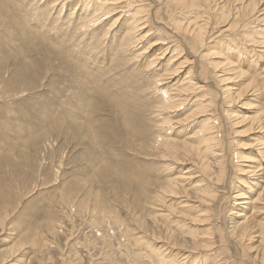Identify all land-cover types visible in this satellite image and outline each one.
<instances>
[{"label":"rangeland","instance_id":"obj_1","mask_svg":"<svg viewBox=\"0 0 264 264\" xmlns=\"http://www.w3.org/2000/svg\"><path fill=\"white\" fill-rule=\"evenodd\" d=\"M65 1L0 0V264H156L155 255L151 251L152 244L155 248L165 251L172 259L178 258V255H189L191 259L189 258L186 264L193 263L195 258L205 259L211 254L213 256L216 252L210 253V250L214 247L219 252L225 251V257H233L234 263L238 260L237 264H242L240 259L243 257L239 256L241 253L237 251L235 244L233 245L232 241H223L221 234L228 231L232 220H238L235 214L241 209L233 206L235 200L231 197H235L236 192L243 191L246 200H249L258 190L254 185L255 179L260 177L264 170V159L259 155L261 148L257 144L261 134L250 131L249 121L243 117L254 116L255 108L260 104L264 105L263 98L255 99L251 90L245 89L246 83L240 81L236 84L245 90V95L241 98L234 96L232 104L222 96V87L216 78H212L210 83L206 82L208 89L203 93L211 90L213 96L208 95L207 100L213 101L212 104L207 107L206 112L201 113L202 110L197 109L195 116L191 115L193 108L190 107L167 114V117H170L167 120L171 124H167L168 129L170 128L168 133L178 141L188 139L196 132H202L208 117L214 118L215 125L221 128L219 141L224 151L225 173L214 169L216 171L213 176L212 170L209 173L202 169L201 160L183 155H180L181 158L172 159V162L171 159H166L164 162L168 163L167 170L166 164H156L153 157L147 155L149 150L142 144L147 143L155 133L148 132L147 136H143L131 132V128L140 131L145 126L148 130V125L152 124L140 120L137 121V127H131L130 131L123 122L111 124L114 119L123 121L122 116L113 114L110 106L102 105V88H96L91 84V80L105 74L104 69L111 70L110 74L114 72L117 66L114 64L119 56L115 50L123 28L135 25L136 19L138 21L139 17L151 11L154 24H148V29L156 33L157 24H160L161 20L163 24L168 23L172 13H168L165 6L159 8L156 0H117L121 1L122 5H118L119 8L111 15L105 9L110 7L108 5H111L112 0H102L105 3H101V0L95 3L91 0H79L82 7L86 6L81 13L71 10L78 0ZM232 2L235 1L230 3ZM263 3L264 0L257 10L264 9ZM129 6H141L144 9L143 12L141 8L137 13L127 12ZM93 12L98 14L93 16ZM78 17L81 18L80 21H88L81 22L80 25ZM215 25L213 24V27ZM221 27L224 25L217 28ZM252 27L259 28V31L257 28L255 31L263 38L264 30L260 29L259 25ZM117 30L119 33L116 34ZM234 34L236 36L237 33ZM156 36L155 34L153 38ZM164 37L169 46L175 45L173 35L167 37L164 34ZM153 38L151 37V40ZM100 41L103 42L102 45ZM67 51L69 53H66ZM258 53L261 54V50L258 49ZM89 57L99 63L90 64ZM246 58L241 59L242 65L255 64L256 71H264V58L258 63L253 56L247 55ZM81 61L84 65L78 63ZM260 87L262 88L259 85L258 89H261ZM117 89L113 88L112 91L116 92L119 90ZM91 98H95V101ZM89 100H92L91 104ZM228 113L231 116L228 117ZM186 120L187 126L186 123L185 126L181 124L179 131L176 124ZM87 131L94 132L96 141ZM131 137L134 140L131 141ZM96 142L101 144L96 146ZM110 143L114 148L108 147ZM252 159L255 161L246 162ZM174 161L179 164L177 168ZM253 165L260 166L261 169L256 176L240 172L244 166ZM106 166L109 171L107 177ZM161 167L163 170H159ZM187 172L188 175L198 174V177L194 175L195 178H192L194 181L200 178L207 181L208 175H216L215 179L213 178L216 184L209 183V180L202 183V188L211 184L210 189L213 192L207 191L199 196L191 187L197 183H192L191 186L184 185L181 194L164 193L163 205L175 206L176 211L171 209L172 213H177L182 205L189 211L183 219L184 229L176 227V221H179L176 217L169 219L176 223L164 220L165 222H159V225L148 216L144 205H141L145 197L143 198L139 187L153 179L159 178L163 183L170 176H186ZM115 173L122 178L118 179ZM248 188H252L254 192H247ZM95 194L105 199H96ZM203 194L206 198L201 197ZM237 202L241 204L242 200ZM256 206L264 208V201ZM158 209L160 213L164 210ZM256 219H264V210L257 213ZM193 237L197 242H210L213 246L201 244V248L194 249L189 243ZM176 241L181 242L176 246ZM191 247L198 252H194ZM249 254L255 255L251 252Z\"/></svg>","mask_w":264,"mask_h":264},{"label":"bare ground","instance_id":"obj_2","mask_svg":"<svg viewBox=\"0 0 264 264\" xmlns=\"http://www.w3.org/2000/svg\"><path fill=\"white\" fill-rule=\"evenodd\" d=\"M66 1H68V0H66ZM91 1H93V3H95L97 0H91ZM105 1H107V0H105ZM105 1L103 2L101 0V3L102 2L105 3ZM108 1H111V0H108ZM231 1H235V2L230 3ZM262 1L263 0H156V2H158L159 6H160L159 8L165 6L167 8V12L172 13L169 16L168 23L163 24V22H162L163 20H161V23L159 21L160 24H157V26H156L157 29L155 31L156 33H154L153 30L148 29V24L153 23L152 17H151L152 13H150L151 11H148L142 17H139L140 19L138 18L139 19L138 21L136 19L135 25L133 24L132 26H128L126 28H123L121 31V34L118 38V41H117V49L115 50V52H117L116 54H119V56H118V60L116 59L117 60L116 64H114V66L117 65L114 72L110 74L111 70L104 69L105 74H102L98 78L95 77L93 80H91L92 81L91 84H94V86H96V88H97V86L99 87V89L102 88L101 91L104 95L103 101L101 102L102 105L104 107L110 106V111H113V114H116V116H122L123 121H116L117 119H114L113 122H111V124H113L114 122L115 123L123 122L125 126L127 125V130L129 129V131H130L131 127L138 125L137 121L145 120L147 122H150L152 125H148V130L145 126L140 131H136V129L131 128V132L133 134L140 133V134H143V136H145V135L147 136L148 132L149 133H151V132L155 133V136L152 137L153 139H155L154 141H152L151 140L152 138H151L150 139L151 143H150V140H147V143H142V144H144L147 147V149L149 150L147 155L152 156L153 160L157 162L156 164L163 163L165 165L166 163L164 161L166 159L167 160L171 159L170 162H172V159H178L179 157L181 158V156L183 155V157L185 156V157H189V158H198L199 161L201 160L202 166H203L202 169L204 168L205 169L204 171H208V172L212 170L213 176L215 174L214 172L216 171L214 169H218L221 173H225V164L223 161V157H224L223 152L224 151L222 150L223 147L221 148V144L219 141V138L221 137V134H220L221 128H219V126L217 127L215 125V123H214L215 119L212 117L209 118L208 115L206 113H204L205 115H207L206 117H208V118L205 120L204 126L202 128V132H196L192 136H190V137L188 136L190 138V140H188L189 139L188 138V139L178 141V140H175L172 138V134L168 133V130L170 128L168 129L167 124H169V125H171V124L167 120V118H170V117H167V114L168 115L174 114L175 112L181 111L183 109H187L189 107L193 108L191 111L192 116H195V112L197 109H198L197 111L202 110L201 113H203L207 109V107L209 105H211L213 102L211 100L210 101L207 100V96L212 95L210 92L211 90L207 91L206 93H203V92H205V89L208 86L206 82L211 81L212 78L213 79L216 78L218 84H220L221 85L220 87H222L221 88V92L223 94L222 96L226 97V100H228L230 103H232V101L234 100V96H236V97L239 96L241 98V96L245 95L244 94L245 90H243V88H239V86H237V84H236L238 82L240 83V81H244V83H246L245 89L251 90L250 92H252V95L254 96L255 99L262 100V98H263V100H264V71H259V70L256 71V69H254L255 64L253 66V64L251 65V63L248 62L249 64L246 63L248 65L246 67V64L244 62H243L244 63L243 65L241 63V59L244 58L246 60L247 55H249L251 57L253 56L254 58H256L257 59L255 61L256 63H258V61H260V59L264 58V36H263V38L262 37L260 38L261 34H259V32L257 33L255 31V29L257 28L256 27L257 25L260 26V29L264 30V9L263 10L262 9L257 10L258 6L260 5V3ZM80 3H82V2H79V0H78V2L76 1L73 4L71 10H73L75 12L77 11V13H79V12L81 13V11H84L86 6L84 8V7H82V5H80ZM126 3H127V1H126ZM87 4L89 5L90 3L88 2ZM97 4H99V3H97ZM110 4L111 5H108L110 7H107L108 9L107 8L105 9L109 15H111L113 12H115V9L119 8L118 5H120V4L122 5L121 1H117V0H112ZM155 4H157V3H155ZM83 5H84V3H83ZM101 5H103V4H101ZM130 6H131V4H130ZM130 6L128 9L125 8L127 12L137 13L136 12L137 10L140 11L141 6H138V7L137 6L130 7ZM262 6H264V3ZM103 9H104V7H103ZM141 9L143 12L144 8H141ZM101 11H102V9H101ZM101 11L99 12V14L101 13ZM91 12H92V10H91ZM96 13L98 14V12H96ZM96 13L93 12L92 15L94 16V15H96ZM259 13H262V14L260 15ZM85 14H87V13L85 12ZM130 14H127V15L131 16ZM82 15H84V14H82ZM218 15H219V17H218ZM58 16H59V14H58ZM86 16H88V15H86ZM136 18H137V16H136ZM69 19H68V21H69ZM119 19H123V18L119 17ZM134 19H135V17H134ZM80 20H81V18L78 17L77 21L80 22V25H81L82 24L81 22H84V20H82V21H80ZM115 20L116 19H113V21H115ZM86 21H88V20H85V22ZM91 21H93V20L91 19ZM133 21H135V20H133ZM64 24L66 25L65 21H64ZM213 24H216V25L213 27ZM65 25H63V26H65ZM220 25H224V27L217 28ZM254 25L256 27L255 29L252 27ZM100 27L101 26H99V30H100ZM70 29H71V27H70ZM70 29L68 28V31H70ZM257 29L256 30L259 31V28H257ZM100 32H99V34H100ZM107 32H108V30H107ZM117 32L119 33V30H117L115 33L117 34ZM213 32H215V33H213ZM234 32L237 33L236 36H235V34L233 35ZM263 33H264V31H263ZM76 34H78V33H76ZM155 34L157 36L153 38V36H155ZM164 34L167 37L168 36L170 37L171 35H173V38H175V39H173V40H175V45L172 42L173 46L172 47L169 46V42L168 43L166 42L167 39L164 37ZM91 35H92V33H91ZM225 35H227V36H225ZM70 36H72V34ZM103 36L105 37L104 33H103ZM74 37L79 38L77 36H74ZM151 37L153 38L152 39L153 41L151 40ZM170 39H172V38H170ZM77 40H75V41H77ZM225 41H227V43H224ZM103 42H104V40H103ZM103 42L100 41V44ZM113 43L111 42V44H113ZM65 48H67V47H65ZM257 48L259 50H261V54L258 53ZM68 49L71 50L70 47ZM114 49L115 48L113 47V50ZM87 52H89V51H87ZM66 53H69V52L67 51ZM241 55H242V57H241ZM113 60H114V58H113ZM250 60L252 61V59H250ZM90 62H91L90 64H94V65L97 62L99 63L98 60H93V59H91ZM78 63H83V65H84L83 61L78 62ZM111 64H112V61H111ZM256 65H258V64H256ZM89 66H91V65H89ZM89 69H91V67ZM262 70H264V67ZM119 71H121V72H119ZM90 79H92V78H90ZM133 79H136V81H134ZM217 82L215 81L214 83L216 84ZM233 84H236V85H233ZM259 85L262 86V88L260 87L261 89H258ZM215 86H214V88H215ZM113 88H115V89L118 88L119 90L117 89L118 91L114 92V91H112ZM91 99H93V98H91ZM93 100L95 101V98ZM91 101L89 100V103ZM92 105H93V103H92ZM88 106H89V104H88ZM96 111H97V109H96ZM81 112L83 113L82 110H81ZM94 113H96L95 110H94ZM209 113H211V112H209ZM253 115L254 116H246V117L244 116L243 118L247 119L249 121L248 126H249L250 131H252V132L256 131L257 133L260 132L261 138H260V140L257 141V144L261 148L259 155L261 156V158L264 159V133H262V131L264 130V105L262 106V104H260V106H257L253 112ZM229 116H231V115L228 113V117ZM124 121H127V123H125ZM131 121H133V122H131ZM229 121H230V119H229ZM187 122H188V120L181 122V123L179 122L178 124H176L177 129H178V127L181 126V124H183L185 126L184 123H186V126H187V124H188ZM235 124H237V123L235 122ZM115 125H114V127H115ZM93 126H94V124H93ZM103 127H105V126L103 125ZM114 127H113V129H114ZM173 128H175V127H173ZM89 129H91V128H89ZM183 129H184V127H183ZM178 130L180 131V129H178ZM88 132H90L89 134L93 137V140L96 141V139H95L96 137L94 136V132L87 131V134H88ZM107 132H109V131H107ZM128 135H129V137L131 136L130 133ZM178 135H179V132H178ZM180 135H181V133H180ZM186 135H188V134H186ZM191 137H193V138H191ZM186 138H187V136H186ZM130 139H131V141L134 140V139H132V137ZM97 140H98V138H97ZM223 141H224V139H223ZM225 141H227V140L225 139ZM99 143L96 142L95 145L98 146ZM108 147L114 148L112 143H110L108 145ZM186 160H188V159H186ZM108 161L109 160H107V162ZM180 161H182V160H180ZM188 161H190V159ZM252 161H255V160H253V159L252 160H246V162H250V163ZM178 162H179V160H178ZM193 162H195V161H193ZM170 164L171 163H169V165ZM177 164L175 162V165H176L175 168L178 167ZM160 166H162V165L160 164ZM167 166H168V163L166 164V168L168 170ZM173 166L174 165H172V168H173ZM200 167H201V165H200ZM162 168L163 167H161V169H159V170H163ZM259 168H260V166H254V165L253 166H244V168L240 169V172L241 173L243 172V173L250 175V176H253V175L256 176L261 171V169H259ZM106 169H107V166H106ZM189 170H188V172H189ZM171 171H173V170H171ZM192 171L194 172V170H192ZM188 172H187L186 176H182V174L179 176H174L173 178L170 176V178H168L167 180L164 179V181L165 180L166 181L163 183L159 181L160 180L159 178L156 180L153 179L154 181L153 180L150 182L147 181V183L145 185H143L142 187H139L142 191L141 193H143V195H144L143 198L145 197L144 198L145 201L141 205H144L143 207H145L147 209L146 212L148 211V214H149L148 216H150L154 222L156 221L157 223H159V222H165L166 221V222L171 223L172 220L169 221V219L176 217L175 219H179V221H176L177 222L176 227H178L180 229H184V227H185L183 219L187 216V213L189 210H187V208L184 207V205H182L181 206L182 208L181 209L179 208L177 210V213H172L171 209L176 211V209H174L175 206L172 207V205H168L167 203H166L167 204L166 206L163 205V204H165V194L164 193L167 194V192H169V193H173V194L174 193L175 194H181V191L183 190L182 189L183 186L186 184H188V185L190 184L189 186H191L192 183H197V184H193V186H191V187H193V189L197 192L198 195L199 194L201 195L202 193H206L207 191L209 193V191H211V189H210V187L212 186L211 184H210L211 186L209 185L207 188H205V187L202 188V186H204L202 183L205 180H201V178L199 177L200 179L198 181H194V180H192V178H195L194 175L197 176L198 174L192 173V174L188 175ZM165 173H167V172H165ZM183 173H185V172H183ZM108 175H109V171L107 169V173L105 176L107 177ZM183 175H185V174H183ZM115 176H118V179L122 178V176L118 175L117 173H115ZM213 176H212V174L208 175L209 179L207 178L206 180L207 181L209 180V183L213 182V178L215 179L216 175H215V177H213ZM190 181H192V182H190ZM207 181H205V182H207ZM217 181H219V179H217ZM255 181H256V184H254V185L258 190H256L254 196L250 197L249 200H248V198L246 200V195L243 191L236 192L237 193L236 196L231 197V198H234V200H235V202H233L234 203L233 206L234 207L238 206L241 209L239 211H237L235 214L237 216L236 219H238V220H235L234 222L232 220L231 227L230 228L228 227L229 228L228 231L221 234V238L223 241H225V242L232 241L233 245L235 244V246H236L235 248L237 249V251H239L241 253V254H239V256L242 255V257H243V258L241 257L242 259H240V261L242 260V264L243 263H245V264H264V219H256L257 213L259 211L264 210V208H258L256 206V205L263 203V201H264V170H263V173L261 174V176L258 177L257 179H255ZM215 182H216V180H215ZM215 182H213V184ZM188 185H186V186H188ZM259 186H261V187H259ZM185 189H188V188H185ZM248 189L249 190H247V192H251V193L254 192L252 188H248ZM188 190H190V189H188ZM178 191H180V193ZM211 192H213V190ZM217 193H219V191ZM99 194L98 195L95 194L96 199H101V200L105 199V198H102V196H99ZM197 194H194V195H197ZM211 195H214V194L211 193ZM187 196H189V195H187ZM204 196L205 195L203 194V196H201V197H204ZM209 196H210V194H209ZM166 197H168V196H166ZM201 197H199V198L203 199ZM205 198H206V196H205ZM210 199H212V197ZM197 200H199V199H197ZM240 200H242V202H240L241 204H239L237 202ZM178 201H177V203H178ZM205 202H206V200H205ZM213 202H215V201H213ZM236 203H238V204H236ZM158 208H160V209L164 208V210L163 211L161 210V213H160V210ZM145 218H147V217H145ZM138 219H139V217H138ZM137 222H138V220H137ZM176 222L172 221V223H176ZM190 223L191 222H189V224ZM142 225H144V224H142ZM159 225H160V223H159ZM165 225L163 224V226H165ZM146 226H148V225L146 224ZM156 227L160 228L162 226H156ZM166 228L168 229V227H166ZM167 231H169V230H167ZM189 233H191V232H189ZM153 234H154V232H153ZM158 234H159V232H158ZM185 234H187V233H185ZM165 235H166V233H165ZM188 235H185V236H188ZM171 236H170V238L172 239L173 237H171ZM143 237H142V240H143ZM146 238H148V237H146ZM185 238H187V237H185ZM137 239H139V238H137ZM194 240H195V238L193 237V240L189 241V243L192 246H194V249L201 248L202 247L201 244H205V246L206 245L207 246H213V244H211L210 242H199V241L197 242L196 240L195 241ZM181 241H182V239H181ZM181 241H179V242H181ZM185 241H187V239ZM179 242L176 241V246L178 245ZM214 246H215V244H214ZM190 249H192V247ZM194 249H192V250H194ZM207 249H208V247H207ZM201 250H203V249H201ZM151 251L155 255L154 260L156 261V264H186L190 258L189 255L184 254L183 256H185V258L183 256L178 255V258L173 257V259H175V260H173L172 257L165 254V251H161L160 249L155 248L153 246V244L151 245ZM194 252H198V251L194 250ZM215 252H216V254H214L213 256L211 254L210 256L205 257V259L202 257H201L202 259L195 258V259H193V261L194 260L195 261L193 263H190V264H200V263L201 264H237V262H238V260H237L236 263H234L233 257H232L233 259L231 257H229V258L225 257L224 256L225 251L219 252V250L216 247H214L210 250V253H215ZM249 252H251L255 255L251 256L249 254ZM169 253H171V252H169ZM190 254H192V253H190ZM170 259H172V260H170Z\"/></svg>","mask_w":264,"mask_h":264}]
</instances>
